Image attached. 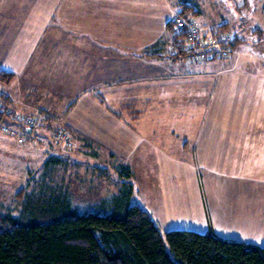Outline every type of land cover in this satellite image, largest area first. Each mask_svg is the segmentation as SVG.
Instances as JSON below:
<instances>
[{
	"label": "crops",
	"instance_id": "1",
	"mask_svg": "<svg viewBox=\"0 0 264 264\" xmlns=\"http://www.w3.org/2000/svg\"><path fill=\"white\" fill-rule=\"evenodd\" d=\"M183 2L0 0V69L16 74L0 91L16 109L69 112L66 124L101 123L106 111L149 126L140 178L168 198L147 210L159 226L264 247V53L246 58L238 41L227 59L181 63L168 23ZM180 173L198 180L189 202L164 188Z\"/></svg>",
	"mask_w": 264,
	"mask_h": 264
},
{
	"label": "trees",
	"instance_id": "2",
	"mask_svg": "<svg viewBox=\"0 0 264 264\" xmlns=\"http://www.w3.org/2000/svg\"><path fill=\"white\" fill-rule=\"evenodd\" d=\"M188 13L200 12L195 4L184 2L180 14ZM183 36L174 34L175 49ZM15 76L0 69V84H10ZM0 100L8 109L3 115L19 112L2 91ZM40 129L39 125L24 142L38 140ZM62 161L61 156L50 155L44 171L33 173L16 193L15 206L0 211V264H264V247L255 244L195 230L162 232L146 209L131 204L130 180L120 181L119 194L101 203L104 213L83 210L51 175ZM120 173L127 179L133 175L127 165Z\"/></svg>",
	"mask_w": 264,
	"mask_h": 264
},
{
	"label": "rangeland",
	"instance_id": "3",
	"mask_svg": "<svg viewBox=\"0 0 264 264\" xmlns=\"http://www.w3.org/2000/svg\"><path fill=\"white\" fill-rule=\"evenodd\" d=\"M189 4H195L199 10V15L177 14L176 16H194L201 25L209 30L228 31L235 34L240 41V47L244 50V57H255L264 53V0H184ZM183 2V3H184ZM174 16L169 23L172 24L173 30L169 31L173 38L174 34L182 32L175 28ZM168 23V28H169ZM257 29V31H256ZM208 30V32H209ZM174 31V32H173ZM172 40V39H171ZM170 40V42H171ZM186 38H181L184 43ZM176 47L173 41L169 46V52ZM239 47V48H240ZM234 51L225 58L232 56ZM174 54V53H173ZM172 57H175L173 56ZM171 55V54H170ZM181 63L179 56L175 57ZM206 60V59H205ZM200 60V61H205ZM210 60V59H207ZM191 61V62H200ZM83 101L78 110L83 108ZM34 110L20 111L35 112ZM71 110V108L69 107ZM97 116H101L102 110L99 107H92ZM46 114L40 124L38 140L21 143L14 136L2 133L0 131V211L6 212L8 208L15 206L16 193L28 185V182L34 173L38 175L44 171V162L52 154L62 157V164L55 167L51 172L56 184H60L71 192L73 202L83 210L104 211L99 207L105 200L113 198L119 194L120 181H131L133 183L131 204L142 206L146 210H151L155 215L156 211L161 210L162 204L168 200L163 194L155 192L149 185L142 184L140 178V161L139 147L144 144L142 132L152 134L149 126L143 124H129L125 120H118L112 123L111 115L103 111L109 119L104 122L96 123L88 119L84 124H66L64 117L66 115ZM90 115V114H85ZM49 116V117H48ZM66 128L72 135L74 145L65 147L63 144L53 140L52 136L56 129ZM142 132H141V131ZM165 132L167 128L162 127ZM151 138V137H148ZM111 147V149H108ZM111 151V153H109ZM98 155V156H97ZM130 166L133 175L130 179L122 176L120 173L121 166ZM154 165V164H153ZM165 170H182L186 169V164L179 162L170 164L163 163ZM154 167V166H153ZM152 167V168H153ZM164 188L171 186V200L173 202L187 200L193 196L195 191V181L197 177L191 178L187 175L182 178L181 173L177 177H167L164 175ZM169 180V181H168ZM151 189V190H149ZM174 195V197H172ZM185 196V199H183ZM184 226L192 227L190 224ZM175 224H164L161 226L162 232L174 229ZM187 229V230H188ZM194 229V227H192ZM191 228L189 230H192Z\"/></svg>",
	"mask_w": 264,
	"mask_h": 264
},
{
	"label": "built area",
	"instance_id": "4",
	"mask_svg": "<svg viewBox=\"0 0 264 264\" xmlns=\"http://www.w3.org/2000/svg\"><path fill=\"white\" fill-rule=\"evenodd\" d=\"M174 23L175 28L184 34L186 40L179 45L178 49L173 48L172 53H177L183 62L225 58L234 51L232 44L235 34L232 32L209 30L201 25L194 16H176ZM7 110L3 100H0V129L5 134L14 136L20 142L26 141L28 136L35 134V129L47 114L40 109L38 112L19 111L12 113L11 116L3 115ZM29 128L32 129L31 132L28 131ZM52 138L56 142H61L65 147L74 145L72 135L66 128L56 129Z\"/></svg>",
	"mask_w": 264,
	"mask_h": 264
},
{
	"label": "water",
	"instance_id": "5",
	"mask_svg": "<svg viewBox=\"0 0 264 264\" xmlns=\"http://www.w3.org/2000/svg\"><path fill=\"white\" fill-rule=\"evenodd\" d=\"M0 118H1V115H0ZM28 131H29V132H31V131H32V129H31V128H29V129H28Z\"/></svg>",
	"mask_w": 264,
	"mask_h": 264
}]
</instances>
